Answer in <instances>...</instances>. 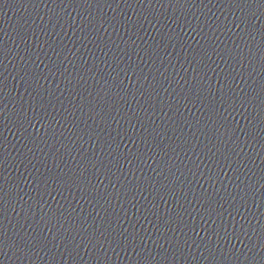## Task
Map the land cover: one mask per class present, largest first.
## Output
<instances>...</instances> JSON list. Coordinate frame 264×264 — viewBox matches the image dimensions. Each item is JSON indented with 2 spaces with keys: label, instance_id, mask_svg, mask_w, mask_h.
Wrapping results in <instances>:
<instances>
[{
  "label": "water",
  "instance_id": "obj_1",
  "mask_svg": "<svg viewBox=\"0 0 264 264\" xmlns=\"http://www.w3.org/2000/svg\"><path fill=\"white\" fill-rule=\"evenodd\" d=\"M0 264H264V0H0Z\"/></svg>",
  "mask_w": 264,
  "mask_h": 264
}]
</instances>
